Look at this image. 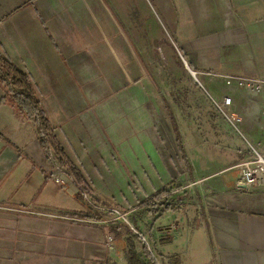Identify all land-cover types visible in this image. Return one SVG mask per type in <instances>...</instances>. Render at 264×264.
<instances>
[{"label":"crops","instance_id":"obj_1","mask_svg":"<svg viewBox=\"0 0 264 264\" xmlns=\"http://www.w3.org/2000/svg\"><path fill=\"white\" fill-rule=\"evenodd\" d=\"M120 5L108 8L117 16L119 41L127 43L115 66L112 46L98 50V19L88 0H0V55L28 77L35 101L24 98L36 112L35 123L19 114L7 95L15 93L0 84V243L31 250L30 260L128 264L125 238L112 234V247L107 241L118 214L103 208L136 214L141 231L149 224L147 234L163 257L161 240L178 243L191 226H202L208 247L221 254L219 264H264V190L244 189L236 167L248 157V143L262 137L264 95L208 80L201 87L191 74L264 77V0ZM150 40L160 46L151 63L145 45L133 44ZM162 68L175 80L151 76ZM226 95L232 97L228 113L242 119L243 141L215 131L210 142L203 134L212 112L207 96ZM41 113L90 196L74 176L83 195L51 179L59 164L43 137ZM165 216L169 225L157 228Z\"/></svg>","mask_w":264,"mask_h":264},{"label":"rangeland","instance_id":"obj_2","mask_svg":"<svg viewBox=\"0 0 264 264\" xmlns=\"http://www.w3.org/2000/svg\"><path fill=\"white\" fill-rule=\"evenodd\" d=\"M69 1L70 0H62L63 3H68ZM122 1H127V0H88V2L91 3L95 7L93 12L96 15V18L98 19L97 21L94 20V23H93V26H97L98 32L100 33V36L98 35L95 38L97 41L98 50L99 51L102 50V53H103L106 51V49L109 51V48L111 49V46H112L115 66H118V65L121 66V62L123 60L122 55H123V53H126L125 52L126 51V46H125L126 42L124 40H123L124 43H121V41H119V40L123 39V36L120 35L121 32H120V27H119L118 21H117V16L112 15L111 14L112 11H109L108 8H110V6L120 8L122 6V5H120L122 3ZM130 1H134V0H130ZM147 1H152V0H147ZM114 11L117 13L120 12L118 8L114 9ZM131 27H132V25H131ZM137 27H138L137 23L132 27V29L135 31V33H137V29H138ZM104 30H105V32H104ZM106 32H107V34H109V33L112 34V32H113V34H112L113 37H111L109 34L107 41L105 38L102 39L103 34H105ZM135 33L133 32V34H135ZM134 37H138V36L134 35ZM133 44L135 46L136 45H145V50H143V54L149 58V59H147L149 63H151V61L157 59L155 54L160 53L159 52L160 46L155 41L152 42L150 40V41H147L146 43L135 41V43H133ZM169 49L170 48H167V50H169ZM172 49H174V48H172ZM163 50H165L164 47H163ZM99 55H100V52H99ZM154 56H155V58H154ZM152 66H154V64H152ZM160 75L162 76L163 80H167V81L168 80H171V81L175 80V76L172 75L170 77V75L167 73L166 68H162L161 74L151 75V76L158 78V76H160ZM163 77L166 79H164ZM150 79L153 80V78H150ZM189 80H192V79L189 78ZM207 100L211 106L212 112L210 114L209 126L203 132L204 136L206 137V140H209L210 142H212V140L215 138H212L211 134L212 133L214 134L215 131H217L218 134H219V132H221L222 134L224 133V135L226 133L227 135H235L238 137L239 134L232 132V130L229 129L228 126L224 123L223 118L218 113V111L216 110V108L214 107V105L212 104V102L208 96H207ZM198 126L200 128H202L203 123H198ZM239 139H240V141H243L241 138H239ZM242 143H244V142H242ZM74 181H75V179H74ZM73 184L77 187L78 193L77 192H75V193L77 195H83L80 187L74 182H73ZM85 196L87 197V195H85ZM87 201H85V199L83 197L84 205L86 204L85 206L89 210H92L90 208L91 207L90 204H92V202L89 200V197H87ZM116 217H117L118 221L116 223H114L115 227L113 229V233H111V232L109 233V234H111V235H109L110 237L113 238V235L119 236V237H124L125 241H126L127 237L130 234L131 235H133V234L131 233L129 227L127 226V224L125 222L128 221L131 225H133V223H135L137 225H133V227L141 235H143L145 237L146 241L149 243V245L151 247V251H153V253L158 258L160 263L161 264L166 263L165 262L166 260L164 261L162 259L163 257L159 255L160 252L158 254V251L155 248L157 244H155V241L150 239V236L147 234V231H148L147 228L149 227V224H146V225H144V227H142V230L144 231L143 232L140 229L141 227L138 225V221L136 219L137 218L136 214L132 217L129 215L126 217H121L119 215H116ZM167 218L168 217L165 216L164 218L160 219L158 221V223L156 224V227L157 228H160V227L166 228L169 225V220ZM132 221H133V223H132ZM97 236L99 237L100 240L103 237V229L100 227H99V229H97ZM19 240H21L22 242L25 243V241L27 239H26V237L21 236V238L19 237ZM29 240H30V238H29ZM4 241H5V239L2 240V243H0V264H63V263H57L51 257H44V258L40 259V258H36L39 256H32V258H34V259L30 260L31 253H32L31 250H26V249H24V250H22V249L12 250L9 247L10 244L8 242L3 243ZM134 245H135V250L138 253V256L140 257L142 262L145 264H150L152 258L150 255H149V257H147L145 255V253L143 252V247H145V246H144L143 242L140 240V238L134 242ZM208 245H209V238H208V233L206 232L205 228L202 226H200L198 228H196L195 226H191L188 229V232L184 233L182 239L178 243L173 242V243L166 244L162 248L160 247V250L164 255H167L166 256L167 258L165 257L166 259H168V256L172 257L175 255H178L180 257L182 264H219L220 256H221L220 252H218L217 250H213V249L209 248ZM21 246L23 247L24 244H22ZM34 252H37V251H34ZM34 255H36V254H34ZM118 264H127V263H126V261H123V262L120 261Z\"/></svg>","mask_w":264,"mask_h":264},{"label":"built area","instance_id":"obj_3","mask_svg":"<svg viewBox=\"0 0 264 264\" xmlns=\"http://www.w3.org/2000/svg\"><path fill=\"white\" fill-rule=\"evenodd\" d=\"M191 74L198 85L202 87V81L208 80L210 82H220L224 84L229 90L236 92L244 91L249 94L258 96L264 95V77H244L237 75H228L220 73H208V72H195L191 71ZM211 102L223 118L224 123L235 133L242 136L240 131V124L242 122L241 117L228 113V110L232 106V97L226 95L221 101H216L211 98ZM262 119L264 120V112L262 113ZM262 137L255 144L248 143V157L237 164V168L240 170L239 184L245 187L249 192H258L264 190V126L261 129ZM64 178L70 180L73 183V175L70 171L64 169L60 165L56 166V169L51 173V179L60 185L63 189H67L64 185ZM190 185L191 186H194ZM177 191H171V194H176ZM168 197V196H167ZM163 196L164 199L167 198ZM123 217H126L122 214ZM110 247L114 245L112 237L107 238Z\"/></svg>","mask_w":264,"mask_h":264},{"label":"trees","instance_id":"obj_4","mask_svg":"<svg viewBox=\"0 0 264 264\" xmlns=\"http://www.w3.org/2000/svg\"><path fill=\"white\" fill-rule=\"evenodd\" d=\"M0 69L4 73V75L8 78L10 84L15 88L19 93L24 94L28 97H30L33 101H35L34 91L31 86V83L26 75L21 73L14 65H12L8 60L3 58L0 55ZM0 84L8 85L4 79V77L1 75L0 72ZM7 95H9V99L12 102L13 107L17 108L19 111V114L24 116L26 119L32 122H36V112L31 106V104L24 98V96L15 95L11 92H7ZM36 103V102H35ZM41 125L43 128V132L48 139V142L51 146L54 158L56 162L63 167L64 169L70 171L78 185L86 192L87 195L90 196V192L88 189V186L86 185V182L80 173V171L75 167V165L68 159L64 149L62 146L58 143L56 137L52 134L51 127L48 123V121L44 118V116L41 113ZM166 194L165 192L156 195L154 198L148 201V204L152 203V201L157 200L160 198L161 195ZM154 203V202H153ZM145 206V205H144ZM151 206H154V204ZM175 209L174 207H166L165 210L170 211ZM157 213V211H156ZM139 238L134 235H129L126 239L127 242V260L128 264H145L142 262L140 257L138 256V253L135 250L134 242L138 240ZM162 244H168V241L161 240ZM143 252L147 257H149V252L146 247H143ZM161 256V255H160ZM163 257V256H162ZM166 263L165 264H182L180 257L178 255L168 257L166 259L165 257L162 258ZM150 264H155L154 261L151 260Z\"/></svg>","mask_w":264,"mask_h":264},{"label":"water","instance_id":"obj_5","mask_svg":"<svg viewBox=\"0 0 264 264\" xmlns=\"http://www.w3.org/2000/svg\"><path fill=\"white\" fill-rule=\"evenodd\" d=\"M0 72H1V75L4 77L5 81L9 84V86L11 87L12 91L15 93V94H18V95H22L24 96L26 99H28V101L33 105V102L31 101V99L24 95V94H21L19 93L15 88H13V86L10 84L8 78L4 75V73L1 71L0 69ZM43 137L46 139L45 135H43ZM52 152V150H51ZM245 189V187H243ZM82 192H84L82 190ZM85 193V192H84ZM100 210H107V211H110V212H114L116 214H118L119 216L123 217L122 216V213L119 212L118 210H115V209H103V208H98ZM127 224V226L129 227L131 233L134 235V236H137L140 238V240L143 242L144 246L147 248L148 252H149V255L151 256L152 260L154 261L155 264H161L160 261L158 260V258L155 256V254L153 253V251H151V247L149 245V243L146 241L145 237L143 235H141L134 227L133 225H131L128 221L125 222Z\"/></svg>","mask_w":264,"mask_h":264},{"label":"bare ground","instance_id":"obj_6","mask_svg":"<svg viewBox=\"0 0 264 264\" xmlns=\"http://www.w3.org/2000/svg\"><path fill=\"white\" fill-rule=\"evenodd\" d=\"M64 185L66 186L67 190L70 191L71 193L74 191L77 192V189L74 188L72 182L70 180H67L66 178H64Z\"/></svg>","mask_w":264,"mask_h":264}]
</instances>
